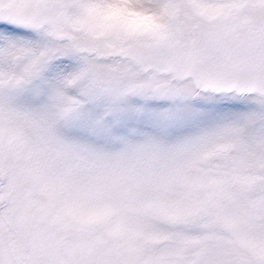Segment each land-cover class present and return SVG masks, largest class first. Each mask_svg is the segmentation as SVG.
Segmentation results:
<instances>
[{
    "label": "snow or ice",
    "instance_id": "obj_1",
    "mask_svg": "<svg viewBox=\"0 0 264 264\" xmlns=\"http://www.w3.org/2000/svg\"><path fill=\"white\" fill-rule=\"evenodd\" d=\"M0 264H264V0H0Z\"/></svg>",
    "mask_w": 264,
    "mask_h": 264
}]
</instances>
